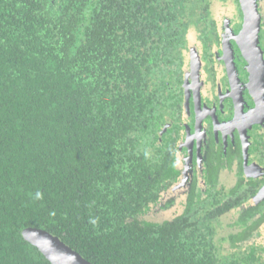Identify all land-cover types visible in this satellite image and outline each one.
I'll use <instances>...</instances> for the list:
<instances>
[{"label": "trees", "instance_id": "16d2710c", "mask_svg": "<svg viewBox=\"0 0 264 264\" xmlns=\"http://www.w3.org/2000/svg\"><path fill=\"white\" fill-rule=\"evenodd\" d=\"M189 1L0 0V264H51L29 226L92 264H264L251 217H158Z\"/></svg>", "mask_w": 264, "mask_h": 264}, {"label": "flooded vegetation", "instance_id": "af4514ba", "mask_svg": "<svg viewBox=\"0 0 264 264\" xmlns=\"http://www.w3.org/2000/svg\"><path fill=\"white\" fill-rule=\"evenodd\" d=\"M207 1L209 11L204 9L205 0H199L195 5L197 18L189 19L195 23L186 30L180 82L171 81V89L180 92L179 101L173 106L167 103L159 131L161 134L170 130L173 135L172 155L177 173L169 181L167 193L163 192L157 201L158 217L162 221L172 220L191 213L202 218L223 207L228 210L219 214L222 226L217 230L223 228L228 232L251 217L255 225L248 231V238H256L262 249L264 110L257 108L250 93L248 62L236 41L243 12L239 0ZM256 5L264 61V0H256ZM201 10L203 15L199 14ZM218 13L225 16L219 18ZM217 20L228 22L232 30L229 43L220 40L219 29L207 38L201 36L199 27L213 25ZM190 31L193 34L188 40Z\"/></svg>", "mask_w": 264, "mask_h": 264}, {"label": "water", "instance_id": "95a60500", "mask_svg": "<svg viewBox=\"0 0 264 264\" xmlns=\"http://www.w3.org/2000/svg\"><path fill=\"white\" fill-rule=\"evenodd\" d=\"M243 23L236 41L248 62V87L257 108L264 110V61L259 47V14L256 0H239ZM252 116V113H251ZM23 238L35 246L51 264H92L57 235L39 227H25Z\"/></svg>", "mask_w": 264, "mask_h": 264}, {"label": "rangeland", "instance_id": "374dc122", "mask_svg": "<svg viewBox=\"0 0 264 264\" xmlns=\"http://www.w3.org/2000/svg\"><path fill=\"white\" fill-rule=\"evenodd\" d=\"M199 4V0H190L187 4H186V8H185V14H186V18L184 17V21H187L189 19H192V20H195L197 18V14L195 15H190L189 14V11L191 9H193L195 7V5ZM199 14L203 15L204 14V11H199ZM216 15V13H214ZM218 15H220L219 18H222L223 16H225L224 14L221 15V13H218ZM229 15L226 16V19H230L228 17ZM228 22H222L220 20H217L216 23H214L213 25H210V24H204L202 26H200L199 28L202 30L201 32V36H205L206 38L209 36L210 33H214L215 31H217V29H219V31L221 32V41H223V43H225L224 41L228 42L229 43V40L231 39V35L229 37V33L230 31H232L230 29V27L227 26ZM226 25V26H225ZM224 26V27H223ZM192 34L193 32H189L188 33V40H191V37H192ZM190 43V41H189ZM225 47L227 45H224ZM222 226V223H219L217 222V227H221ZM223 230V228H222Z\"/></svg>", "mask_w": 264, "mask_h": 264}]
</instances>
